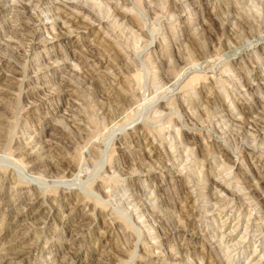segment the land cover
Instances as JSON below:
<instances>
[{
	"label": "rangeland",
	"instance_id": "rangeland-1",
	"mask_svg": "<svg viewBox=\"0 0 264 264\" xmlns=\"http://www.w3.org/2000/svg\"><path fill=\"white\" fill-rule=\"evenodd\" d=\"M66 1L38 3L19 53L15 0L0 3V264H264V0H86L95 22L46 11ZM63 158L80 159L75 185L50 167Z\"/></svg>",
	"mask_w": 264,
	"mask_h": 264
},
{
	"label": "bare ground",
	"instance_id": "bare-ground-1",
	"mask_svg": "<svg viewBox=\"0 0 264 264\" xmlns=\"http://www.w3.org/2000/svg\"><path fill=\"white\" fill-rule=\"evenodd\" d=\"M41 0H15V3L13 4V5H11V11H12V20H15V22L16 21H20V25H19V27H16V28H13L12 29V31H11V37L13 38V39H15L16 41L14 42V41H11L10 43H7V45L8 46H10L13 50H18V53L19 52H21L22 51V49H23V47L24 46H22L23 45V43L24 42H30V41H32V39L34 38V37H36V31H32L29 35H27V37L28 38H26V37H24L23 36V34H22V32L23 31H25L26 29H27V31L28 30H31V28H33V26H32V24H34L35 23V18L32 16V14H31V11L32 10H34L35 8H37V5H38V3L40 2ZM81 2H79V1H76V0H68V1H66L67 3H66V6H64L63 7V5H53V8L50 10H46V11H49V12H51L52 11V15L55 17V18H62V16L64 17H67V16H69L70 17V20H68V22L69 21H71V19L72 18H77V15H75V14H73V13H77V14H81V15H83V16H85V17H88V19H89V21H91V22H95V21H101L103 18H104V16H102V15H98V14H94L95 13V10H94V13H91V12H89V8L90 7H88V5H87V2H86V0H80ZM0 3H1V0H0ZM82 3V4H81ZM83 4H86V5H83ZM91 9V8H90ZM2 12V11H1ZM55 12V13H54ZM118 14V13H117ZM117 14H115L114 15V17H118V15ZM120 14H122V13H120ZM123 15V14H122ZM108 19V18H107ZM122 20V19H121ZM11 22V21H10ZM66 22V21H65ZM78 22V21H77ZM69 23H71V22H69ZM245 23V22H244ZM64 24H68V23H63L62 25H60L59 26V28L61 29V28H65L66 27V25H64ZM76 24V23H75ZM114 24V23H113ZM113 24H112V26H113ZM116 24V23H115ZM69 25V24H68ZM83 25V27L82 28H86V26H89V25H91L90 23L88 24V23H83L82 24ZM81 25V26H82ZM118 25V24H117ZM116 25V26H117ZM68 27V26H67ZM115 27V26H114ZM119 27H120V25H119ZM30 28V29H29ZM11 29V28H10ZM42 29H44V30H48L47 28H42ZM259 29V28H258ZM260 30V29H259ZM259 30H257V33H259ZM26 32V31H25ZM254 32V31H253ZM26 35V34H25ZM254 37V36H253ZM25 45V44H24ZM241 48V47H240ZM24 50V49H23ZM108 50V49H107ZM106 50V51H107ZM230 52V51H229ZM91 54V53H90ZM117 55V54H116ZM92 56H93V54H92ZM119 57V56H118ZM115 57H113V59H114ZM74 59H75V61H79L78 63H82V64H84V62H82L83 60H81L80 61V59H81V57H77V56H75L74 57ZM96 59H98V58H96ZM120 59V58H119ZM205 65V64H204ZM16 72V71H15ZM86 76H87V78H88V80L90 81V85L92 86V88L94 89V91L95 90H97V92H98V90H99V84H100V82H101V80L99 81L98 79H96V78H94V77H92V76H90V74H86ZM90 76V77H89ZM13 80V79H12ZM9 83V82H11V80H5V83ZM14 83H16V82H14ZM19 84H21V81H20V83ZM60 84L62 85V86H65V85H69V83L67 82V80L66 81H64V80H62V81H60ZM59 84V85H60ZM13 83H9L7 86H9L10 88L11 87H13ZM15 85H17V84H15ZM79 85V84H78ZM98 87V88H97ZM95 88H97V89H95ZM100 91V90H99ZM7 90L6 91H1L0 90V96H7ZM103 94V93H102ZM98 95V94H97ZM102 96V95H101ZM111 100V99H110ZM119 102V101H118ZM144 103V102H143ZM261 104V106H259L258 107V112H257V115H258V120L260 121H258L259 123H264V103H260ZM102 105V104H101ZM257 106V105H256ZM239 110V109H238ZM242 110H244V109H242ZM240 111H241V109H240ZM246 112V111H245ZM242 113V112H241ZM109 116V115H108ZM247 118V117H246ZM249 119V118H248ZM243 120H244V118H243ZM246 120V119H245ZM1 122V121H0ZM68 123H69V121H68ZM67 123V124H68ZM242 123H245V122H242ZM241 123V124H242ZM66 124V125H67ZM126 125V124H125ZM250 125H251V127H254V129L257 127V126H259V125H257V120L256 121H254V120H252V123H250ZM68 127H69V125H67ZM243 126V125H242ZM241 126V127H242ZM247 126H249L248 124H247ZM72 127L75 129V130H80L78 127H76V125H73L72 124ZM245 127V126H244ZM56 129V128H55ZM61 128H58V130L56 129V130H54L55 131V140H57V141H59V142H61V141H64V142H68V138H67V135L65 134V131L63 130V129H61ZM260 130V129H259ZM264 130V129H263ZM257 133V135H256V137L258 136L259 137V131L258 130H254V132H253V134L252 135H255ZM4 134V133H3ZM43 143V142H42ZM41 143V144H42ZM60 144V143H59ZM3 145V144H2ZM43 147L41 148V149H46V151H49V150H55V148H57V147H55V146H50V144H45V145H42ZM55 147V148H54ZM19 148V149H18ZM16 150H14V151H11L12 149H8V155H9V157H12L13 158V153L14 152H18V154H20V155H22V156H25V153L26 152H24L25 151V146L24 147H21V146H19ZM11 152V153H10ZM23 152V154H21ZM50 152V151H49ZM97 152V151H96ZM80 154V153H79ZM79 154L77 153V156L79 157ZM76 155V154H75ZM81 157V156H80ZM80 160V159H79ZM79 160H77V159H75V162H73V161H70V160H67V159H65V158H63V159H60V160H57V161H52V162H50L49 161V164H50V167H51V169H54V170H56L57 171V176L59 175L60 176V178H61V180H65V183H66V181L68 182V184H71V185H75V183L74 182H76V181H78L79 179H81L80 177H79V175H80V173H82L81 171L82 170H78L77 168H78V161ZM13 161H15V162H17V164H18V166H19V168H17V169H20L21 171H23V170H25V168H26V166L25 165H23L22 164V162L19 160V158H18V160L17 159H13ZM12 163V162H11ZM81 169V168H80ZM19 171V170H18ZM16 172V171H15ZM20 172V171H19ZM21 173V172H20ZM133 173V172H132ZM22 174V173H21ZM24 175V174H23ZM12 179V178H11ZM11 179H9L8 178V180H11ZM7 180V177H6V175L3 173V174H0V185H2L5 181H8ZM27 180V179H26ZM70 182V183H69ZM16 184H17V186H18V184H20V182L19 181H17L16 182ZM15 184V182H14V180H13V182H12V185H16ZM70 185V186H71ZM1 187V186H0ZM5 191V190H4ZM18 191V190H17ZM16 191V192H17ZM21 193V192H20ZM8 194V193H7ZM39 195H41V193H39L38 194V192L36 193V192H33L32 193V197H34L33 199H31V200H26L25 201V199L23 200V199H20L19 200V197H18V199H16V201H18V204H17V206L16 207H14L13 209H12V211H14L16 214H15V217H17L18 215H19V213H20V210L18 209L22 204H24V206H23V208L22 209H24L26 206H28V205H30V204H32L33 205V203L35 202V201H37L39 198H38V196ZM8 196V195H7ZM19 196V195H18ZM5 193H3V191H2V189H0V207H3V204H6V203H4V199H5ZM14 197H15V195H14ZM8 198V197H7ZM16 198V197H15ZM64 198V197H63ZM63 200V199H62ZM52 202H55L56 200L54 199V198H52V200H51ZM76 201H78L77 203L78 204H84L85 202H82V201H85V199L84 200H81L80 202H79V200H77V198H76ZM13 203V202H12ZM97 204H99L98 202H91V204H89L88 202H87V204L85 205V207H88V209H89V211H91V213H93L94 214V216H93V218L90 220V222H89V225L91 226L93 223H95V211H96V206H97ZM11 205V204H10ZM31 206V205H30ZM56 206H58V205H56ZM84 207V206H83ZM58 212H61V207L60 206H58ZM99 209V208H98ZM99 211V210H98ZM97 212V211H96ZM3 217V216H2ZM99 219V220H101V223H102V225H103V229L105 230V228H107V222H105L104 221V219H103V216L101 215V213L99 214V215H97V217H96V219ZM97 219V220H98ZM3 220H4V218H2V219H0V226L2 227V230H4V231H6L7 230V228L5 227V225H4V222H3ZM100 222V221H99ZM84 223V222H83ZM107 223V224H106ZM44 224V223H43ZM112 224V223H111ZM81 225V224H80ZM84 227V226H83ZM82 227L80 228V226H78V224L76 225V227L75 226H72L71 228H70V231H72V233L74 232L75 234H82ZM109 229V228H108ZM177 229V228H176ZM108 232V231H107ZM106 233V232H105ZM165 233V232H164ZM15 234V233H14ZM104 234V233H103ZM15 235H17V234H15ZM17 237V236H16ZM36 238V237H35ZM15 239V238H14ZM19 241V240H18ZM23 241V240H22ZM17 245H21V242H17L16 243ZM11 245V244H10ZM7 247V246H6ZM12 247V246H11ZM10 247V248H11ZM31 247H29V249H30ZM6 250V249H5ZM27 250V249H26ZM12 251V250H11ZM17 252H18V250H17ZM22 252V251H21ZM25 252V251H24ZM122 252V251H121ZM9 253H11V252H9ZM14 252H12V254H13ZM19 253V252H18ZM68 254V253H67ZM66 254V255H67ZM71 254V253H70ZM9 255V254H8ZM8 255H6V256H8ZM65 255V256H66ZM72 255V254H71ZM70 255V256H71ZM76 255V254H75ZM5 256V257H6ZM11 256V255H10ZM19 256V255H18ZM22 256V255H21ZM14 257H16V256H14ZM69 257V256H68ZM127 257V256H126ZM12 258V257H11ZM72 258V257H71ZM62 259H64V258H62ZM129 260H130V257L128 258ZM12 260H13V258H12ZM127 260V259H126ZM3 261V260H2ZM116 261H117V259H116ZM128 261V260H127ZM127 261H126V263H127ZM1 262V261H0ZM12 262V261H11ZM22 262V261H21ZM113 262V261H112ZM125 261H122V259L120 260H118L115 264H123ZM64 263V262H63ZM62 263V264H63ZM67 263V262H66ZM69 263V262H68ZM234 263V262H233ZM12 264V263H11ZM96 264V263H95ZM97 264H111V262H110V260H108V259H106V260H104V261H98V263ZM217 264V263H216Z\"/></svg>",
	"mask_w": 264,
	"mask_h": 264
}]
</instances>
